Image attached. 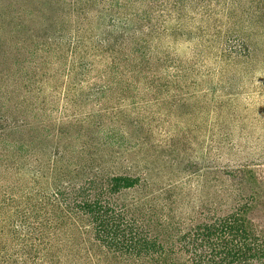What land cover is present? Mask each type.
Masks as SVG:
<instances>
[{"label":"rangeland","instance_id":"1","mask_svg":"<svg viewBox=\"0 0 264 264\" xmlns=\"http://www.w3.org/2000/svg\"><path fill=\"white\" fill-rule=\"evenodd\" d=\"M68 1L0 0V32L5 34L0 57L10 50L11 58L6 57L14 59L10 32L30 41L32 35L73 29L75 24L66 18L74 19ZM138 2L136 60L151 67L147 81L143 76L137 80L134 95L103 100L89 94L87 106L82 101L88 94L82 92L68 113L77 115L67 121L60 119L67 84L58 78L52 103L44 106L52 118L48 135H22L35 142L30 153H39L43 164L26 155L5 153L0 158V199L3 193L16 195L0 210V264H142L100 246L84 220L76 221L64 204L43 197V192L52 193L51 183L67 192L65 188L89 175L66 167L74 162L73 146L89 141L98 148L91 171L100 164L107 173L137 168L136 175L144 174L146 183L123 194L120 202L154 208L152 213L145 210L146 219L155 213L181 215L187 224L188 218L197 220L209 210H231L237 197L249 199L252 191L257 193L251 202L253 219L264 226V0H149L147 8ZM110 18L104 17L103 26ZM3 58L0 85L12 78L8 58ZM73 86L68 84L69 94ZM7 115L0 106V127L11 124ZM86 115L91 125L70 121ZM89 159L84 156L80 162L90 164ZM53 161L65 167L55 173ZM241 165L256 174H242L245 178L238 180L218 173H236ZM13 181L18 183L16 193L5 186ZM168 183L169 190L164 187ZM175 235L167 229L163 238ZM183 258L173 264H186Z\"/></svg>","mask_w":264,"mask_h":264},{"label":"trees","instance_id":"2","mask_svg":"<svg viewBox=\"0 0 264 264\" xmlns=\"http://www.w3.org/2000/svg\"><path fill=\"white\" fill-rule=\"evenodd\" d=\"M140 1L144 2L145 8L148 7L149 0ZM137 2L138 0H69L68 6L73 9L74 19L68 16L66 18L75 24L70 31L46 33L45 37L48 38L32 35L28 37L30 41L10 32L14 59H9L10 50H4L0 58L9 57L8 68L12 78L0 85V106L5 115L8 113L6 122L11 124L0 127V158L5 153L11 156L26 155L29 158L35 157L40 166L43 164L39 153V156L30 153L37 148L35 142L22 139V135L25 132L34 133L35 136L46 132L48 135V121L52 118L44 112V106L52 103L58 78L62 79V84L65 78L64 84L74 85L71 94L66 86L61 95L60 112L63 116L60 119L67 121L71 115H77L68 113L76 107L77 98H82V92L88 94L87 99L82 101L87 106L91 103L89 94H98L103 100L114 96L134 95L138 90L137 80L143 76L147 81L151 67L139 64L136 60L133 26ZM61 5L63 8L64 3ZM105 16L112 18L103 26ZM3 37L5 34L0 32V44ZM77 76L81 77L79 81L75 80ZM40 94L42 96L39 99ZM38 116H42V120H38ZM72 117L70 121L75 124H92L89 115L82 120L78 116ZM14 133L19 134L18 137H12L11 134ZM90 143L73 146L70 158L74 162L66 166L73 171H88L89 175L84 181L76 180L71 189L65 188L67 192L61 191L62 186H53L51 183L50 186L54 187L51 188L52 193L47 195L43 192V197L50 199L53 204H64L73 212L76 221L84 220L91 229L94 241L100 246L142 264H173L181 257H184L186 264H264V226L256 223L252 216L251 202L254 201L256 192L251 191L249 199L244 200L243 195L237 197L235 206L227 212L209 210L197 220L188 218L187 224L181 215L167 217L155 213L150 219H146L145 210L152 213L154 208L146 206L144 209V203L140 202L135 206L120 202L123 194L146 183L144 174L136 175L134 172L137 168H130L120 174L107 173L100 164L91 171L95 164L92 160L97 159L98 148L93 149ZM131 149L135 150V147ZM84 156L90 158V164L80 162ZM64 167L59 166L58 161L51 164L55 173ZM241 167L236 173H218L242 180L257 172L248 170L245 165ZM2 172L8 174L4 170ZM242 174H246L245 177ZM42 178L45 179L43 176ZM7 184V190L14 193L19 190L15 181ZM43 184L49 185L48 181ZM0 187L4 188V185L1 184ZM164 187L169 190L172 184H165ZM36 194L38 196V192ZM12 195L14 196L9 197L6 193L1 194L0 204L3 208L0 210L4 211L7 198L11 201L16 198L15 194ZM58 211L62 212V208ZM157 215L160 216L155 217ZM52 217L54 214L51 219ZM153 227L164 232L173 229L176 235L171 240H164V232L158 230L159 232L154 233Z\"/></svg>","mask_w":264,"mask_h":264}]
</instances>
